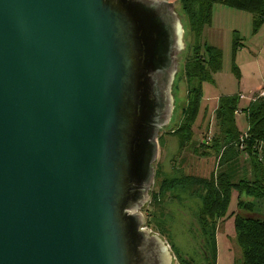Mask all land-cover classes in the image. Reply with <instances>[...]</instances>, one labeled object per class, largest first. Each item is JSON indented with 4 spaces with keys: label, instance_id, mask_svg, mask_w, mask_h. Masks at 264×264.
Instances as JSON below:
<instances>
[{
    "label": "water",
    "instance_id": "1",
    "mask_svg": "<svg viewBox=\"0 0 264 264\" xmlns=\"http://www.w3.org/2000/svg\"><path fill=\"white\" fill-rule=\"evenodd\" d=\"M184 27L168 0H0V264H172L145 227Z\"/></svg>",
    "mask_w": 264,
    "mask_h": 264
},
{
    "label": "rangeland",
    "instance_id": "2",
    "mask_svg": "<svg viewBox=\"0 0 264 264\" xmlns=\"http://www.w3.org/2000/svg\"><path fill=\"white\" fill-rule=\"evenodd\" d=\"M168 1L175 2L176 11L184 27L185 46L179 56L178 73L173 84L174 111L169 124L160 131L158 138V157L154 163L155 178L151 191L158 188L161 176L176 177L182 172L187 176L208 178L211 173L218 174L224 170L225 168L218 164L219 157L216 158L210 153L204 157L199 154L201 149H198L201 141L203 143L208 141L210 144L209 140L216 133L213 109L220 97L235 96L236 127L243 130L246 127L247 98L252 96L249 95V90L264 82V26L253 33L249 13L219 4L214 5L212 25L204 28L200 39L196 40L195 30L192 31L190 28L181 0ZM235 40L240 44V50L233 54L232 46ZM196 41L219 48L222 52V64L220 71L212 74L211 81L203 84L201 109H205V114L202 116L200 111L201 116L193 127L192 146L186 145L181 150L178 139L170 132L176 129L181 119L180 106L186 99L183 64L186 57L191 54ZM233 66L237 67L238 77L232 70ZM263 87L264 85L255 93L260 92ZM194 150H198L197 153ZM246 157L241 154L237 164L230 163L235 172L233 181L254 179L255 175L251 176L248 171L250 163ZM158 174L161 176L158 177ZM175 194L179 199L164 204L163 212L155 211L148 207L149 205L145 208L143 211L145 227L160 235L169 245L173 257L172 264H205L203 261L205 238L197 220L202 207L201 200L196 198L191 190H177ZM240 198L244 202L252 201L245 195ZM236 215L264 220V200L255 202L253 210L241 209L237 206V193L233 192L227 216L217 221L216 264H237L240 261L241 251L236 244L234 231Z\"/></svg>",
    "mask_w": 264,
    "mask_h": 264
},
{
    "label": "trees",
    "instance_id": "3",
    "mask_svg": "<svg viewBox=\"0 0 264 264\" xmlns=\"http://www.w3.org/2000/svg\"><path fill=\"white\" fill-rule=\"evenodd\" d=\"M181 2L190 28L192 31L195 30L196 40L201 37L204 27L211 25L212 9L216 4L249 13L252 18L253 33H256L264 24V0H181ZM239 48L240 44L235 40L232 46L233 54ZM221 64V50L202 46L198 41L184 61L186 99L180 106L179 124L170 132L178 139L181 150L186 145L192 146L193 143V127L201 107L202 83L211 81L212 74L220 71ZM232 70L238 77L237 67L233 66ZM236 103L235 96L219 99L218 108L215 111L216 133L209 140L210 144L208 141L206 143L201 141L198 148L201 149L199 154L201 153L204 157L210 154L216 158L219 157L218 164L225 169L218 174L211 173L208 178L187 176L182 172L176 177L158 174V177H162L160 184L150 193L148 207L161 212H163L164 204L179 199L175 194L177 190H191L192 194L201 200L202 207L197 220L205 238L203 253L205 264H216L217 221L227 216L233 192L237 193V206L241 209L253 210L255 202L264 200V99L257 98L256 93L252 95L245 109L248 130L244 134L238 131L235 124ZM241 154L247 155L251 176L255 175L253 180L233 181L235 172L230 163L237 164ZM242 195L249 197L252 201H242L240 198ZM234 231L236 244L241 251V258L237 264H264V220L236 215Z\"/></svg>",
    "mask_w": 264,
    "mask_h": 264
},
{
    "label": "crops",
    "instance_id": "4",
    "mask_svg": "<svg viewBox=\"0 0 264 264\" xmlns=\"http://www.w3.org/2000/svg\"><path fill=\"white\" fill-rule=\"evenodd\" d=\"M212 12H213V9H212ZM212 18H213V13H212ZM251 22H252V20H251ZM211 25H212V23H211ZM210 25V26H211ZM210 26H206V27H210ZM262 26H264V24L262 25ZM206 27H204V28H206ZM204 30V29H203ZM203 32V31H202ZM202 35V34H201ZM200 39V38H199ZM200 45H206V46H210V45H207V44H201L200 43ZM211 47H214V46H211ZM216 48V47H215ZM217 49H219V48H217ZM238 50H240V48L238 49ZM218 73V72H217ZM208 82V81H207ZM207 82H204V83H207ZM204 83H202V86H201V88H202V90H203V84ZM264 85V82L262 83L261 82V84H258V86H256V87H253L252 89H250L249 90V95H253L252 93H255L257 90H259L262 86ZM223 97H226V96H223ZM221 98V97H220ZM219 98V99H220ZM251 98H252V96H250V97H248L247 98V101H248V105H249V103H250V101H251ZM219 101V100H218ZM202 102V101H201ZM217 108H218V103L215 105V107H214V109H213V116H214V119H215V111L217 110ZM203 109V108H202ZM201 109V107H200V111H201V113H202V116L205 114V109L204 110H202ZM200 111H199V113H198V116H197V119H199L200 118V116H201V113H200ZM235 115H236V113H235ZM197 121V120H196ZM196 123V122H195ZM235 124H236V122H235ZM195 125V124H194ZM215 125H216V121H215ZM237 125V124H236ZM237 129H238V131L241 133V134H244V133H246L247 132V130H248V125H247V123H246V127L243 129V130H241L240 128H238V126H237ZM247 155H245V157H246ZM246 159H247V157H246ZM249 171V173H250V175H251V170H248Z\"/></svg>",
    "mask_w": 264,
    "mask_h": 264
},
{
    "label": "built area",
    "instance_id": "5",
    "mask_svg": "<svg viewBox=\"0 0 264 264\" xmlns=\"http://www.w3.org/2000/svg\"><path fill=\"white\" fill-rule=\"evenodd\" d=\"M257 98L264 99V87L260 90V92H257Z\"/></svg>",
    "mask_w": 264,
    "mask_h": 264
}]
</instances>
